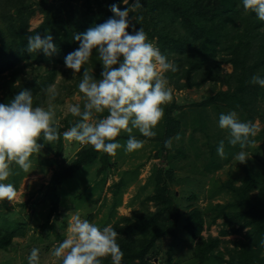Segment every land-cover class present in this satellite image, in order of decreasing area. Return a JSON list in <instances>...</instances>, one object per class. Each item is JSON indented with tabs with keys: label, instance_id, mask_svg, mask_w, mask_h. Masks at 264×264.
Listing matches in <instances>:
<instances>
[{
	"label": "trees",
	"instance_id": "1",
	"mask_svg": "<svg viewBox=\"0 0 264 264\" xmlns=\"http://www.w3.org/2000/svg\"><path fill=\"white\" fill-rule=\"evenodd\" d=\"M53 2L0 0V103L10 102L23 89L33 93L34 107L47 108L48 96L43 90L54 85L59 74L73 75L65 67L64 58L79 47L78 42L73 39L76 32L81 30L84 33L88 30L83 18L92 15L91 27L102 24L113 16L110 11L113 4L124 10L134 0H128L127 5L124 0ZM141 5L143 8L138 12L130 13V16H143V20L136 25V30L142 27L149 41L154 42L178 67L177 72L166 73L169 86L176 91H183L198 88L208 82L226 89L218 90L206 101L191 103L186 111L174 103L164 106V118L155 129L157 135L149 139L148 143L154 150V158H161L165 165L153 168L146 185L140 188L141 192L145 191L147 194L139 203V208L132 210L130 216L119 217L111 224L119 235L117 243L124 253L122 264H150L151 252L152 261L156 260L158 254V249L154 247L157 241L169 239L174 243L183 239L181 235H186L188 241L193 243L192 258L197 264H264V126L253 138L262 140V143L258 146V153H253V157L243 164L242 177L230 175L229 179L220 183L212 178L209 183L207 193L210 199L226 193L230 195L228 201L225 204L208 201L203 209L196 205V193L186 197V201L190 202L188 204L177 201L175 192L170 187L177 183L174 168L178 166L177 160L186 158V149L175 146L174 139L171 148L164 147L167 139L175 137L177 133L182 138L185 130L190 129L188 148L193 150L195 159L205 161L202 166L204 172L214 173L231 159L239 147L229 145L226 130L211 133L213 122H219L221 113L236 111L242 122L253 123L258 119L264 125V88L250 83L254 74L264 78V22L259 21L255 13H245L242 0H141ZM36 6L43 20L35 29L29 30V18L35 14ZM128 31L131 33L132 29L129 28ZM36 33L42 37L52 35L56 53L51 56H45L42 52L28 53L25 50L27 37ZM223 62L231 66V72L222 74L220 66ZM83 67L95 79L101 78L103 69L95 51L89 63ZM82 73L83 69L76 76L66 77L73 81V88L78 92ZM57 90L59 92V87ZM207 109H212L213 117H210ZM106 115L107 112L98 114L96 118ZM78 119L71 113L68 114L62 121L63 126L58 125L60 139L51 144L39 140L38 143L44 145L39 156L33 154L30 157L39 173L51 171L50 178L44 185L46 192L40 200L41 204L49 206L48 212L39 228L47 227L50 218H54L62 207L60 194H63L66 186L79 181L78 187L84 188L82 185H88L90 181L80 184V180L87 178L88 170L94 168L92 180L102 189L107 178L106 171L117 165L115 156L98 153L91 146L81 147L77 142H73V148L79 146L80 149L65 164L62 133ZM196 131L203 134L207 153L196 144L197 140L192 136ZM220 131L226 135L222 137ZM133 135L138 139H145L140 134ZM127 138L128 134L122 132L117 140L124 144ZM221 140L225 145L224 158L217 154ZM251 145L245 151L253 150ZM42 151H45V155H42ZM48 154H53V157H47ZM194 167L190 170H194ZM11 168L13 175L2 182L11 183L17 188L24 171L14 163ZM138 174V167H134L128 172L120 173L118 180L110 185L113 201L107 213L95 223L98 227L103 229L110 225L111 218L116 215V208L121 204L123 190L136 180ZM132 176L133 180L129 181ZM237 181L239 185L235 184ZM88 197L90 196L86 194L83 200L89 199ZM98 198L92 204H97ZM150 202L155 208L153 212L149 210ZM6 205V202L0 201V208H6ZM225 210L228 211L224 212ZM218 218H224V222L231 226L229 231L221 229L217 236L205 238V224ZM87 220L91 221L90 215ZM244 229V241L236 242L229 250L219 249L220 236L240 234ZM26 232L23 222L8 219L0 213V255L9 252L14 246L13 240L24 237ZM171 250L172 247H169L167 258L155 264H172ZM225 254L228 255L227 260L224 259ZM0 264L3 263L0 261ZM102 264H112L110 257L104 258Z\"/></svg>",
	"mask_w": 264,
	"mask_h": 264
},
{
	"label": "clouds",
	"instance_id": "2",
	"mask_svg": "<svg viewBox=\"0 0 264 264\" xmlns=\"http://www.w3.org/2000/svg\"><path fill=\"white\" fill-rule=\"evenodd\" d=\"M242 5L245 13H255L264 22V0H242ZM142 8L141 0H134L124 10L113 4L111 18L74 35L79 47L65 56L64 64L73 76L83 69L78 84L83 104L68 106L71 115L79 119L62 133L65 141L91 146L98 153L114 157L121 148L128 153L142 149L157 135L155 129L164 118V106L173 99L166 73H175L178 67L149 41L142 27L136 30L143 16H130V13ZM25 50L30 54L42 52L45 56L57 51L52 35L42 37L39 33L27 37ZM94 51L103 69L99 80L83 67ZM250 83L264 88V78L259 74H254ZM43 91L48 96L47 108L34 107L33 93L23 89L10 102L0 103V201H12L18 195L13 184L2 183L13 175L11 165L14 163L29 172L30 157L44 146L38 141L42 139L51 144L61 137L53 103L59 92L55 85ZM105 112L106 116L96 118ZM218 126L228 132L229 145H239L235 159L240 164L246 163L245 149L254 143L251 137L257 134L255 125L251 121L242 122L236 111H230L220 114ZM134 130L145 139L133 135ZM122 132L128 134L124 144L117 140ZM173 139L179 141L180 134L167 139L164 147L171 148ZM217 154L225 157L223 140L219 142ZM118 237L112 225L101 229L75 213L70 216L67 237L54 248L51 256L60 264H102L109 257L112 264H122L124 253L117 243ZM27 264H40V249H31Z\"/></svg>",
	"mask_w": 264,
	"mask_h": 264
},
{
	"label": "rangeland",
	"instance_id": "3",
	"mask_svg": "<svg viewBox=\"0 0 264 264\" xmlns=\"http://www.w3.org/2000/svg\"><path fill=\"white\" fill-rule=\"evenodd\" d=\"M49 3H54L53 0H48ZM35 14L29 18V30L35 29L43 20V16L39 11L37 6L35 7ZM92 15H87L83 18V23L88 27H91ZM74 23V22H73ZM77 34L83 33L81 30L76 32ZM154 44V42H152ZM44 70L46 68H43ZM221 72L229 73L231 72V66L227 63H221L220 66ZM44 70L40 72L43 74ZM64 74H59L56 78L54 85L56 88L59 87L58 98L53 101L56 105V122L57 125L63 126L62 121L66 119V116L70 114L68 111V106L70 104H83L81 100L82 93H79L75 88H73V81H70L66 77H72ZM63 85L65 87H63ZM169 86V85H168ZM62 87V88H60ZM172 89L173 99L169 104L174 103L177 107L183 108L185 111L191 103H199L202 101L208 100L210 97L222 89L226 88L219 86L218 84L208 83L201 85L198 88H191L189 90L176 91L173 87L169 86ZM70 91V92H69ZM48 105V99H47ZM208 111V109L206 110ZM212 109L209 110L210 117H213ZM186 113L185 116H187ZM185 118V117H184ZM187 118V117H186ZM239 118V117H238ZM217 121L213 122L212 132L219 131ZM253 124L257 129V134L260 128L264 125L255 119ZM68 129H65L67 131ZM190 129H186L184 135L181 138V141H175V146H183L186 149V158L177 160V168H174L176 175L175 179H178L176 184L172 185L171 191L175 192L177 201L182 204H188L190 202L186 201V197L192 195V193L197 194L196 205L203 209L208 201L212 203L225 204L230 195L219 194L215 198L210 199L208 196V187L210 181L213 179L217 180L219 183L230 178V175H236V178L242 177L244 174L242 170L243 164H240L238 160L235 159V156L240 151V148L235 150L234 154L231 156L228 162L223 163L222 168L212 172H204L202 166L205 161L203 159H195L194 152L192 149H189L187 146V139L189 136ZM222 137L226 135L223 131H220ZM134 134H139L138 131L134 130ZM228 135V134H227ZM197 140V145L200 146L201 150L207 153V146L205 144V138L203 134L199 131H196L192 135ZM221 137V138H222ZM254 137H251L253 140ZM251 147L253 150L247 151L248 159L253 157L258 153V146L261 145L262 140H253ZM215 142V140H213ZM83 147L84 145H80ZM64 152L66 153V162L72 159L76 152L80 149L78 147L73 148V142L65 141L63 139ZM120 156H115V167L109 168L107 173V178L102 189L95 185L92 180L93 169L88 170V179L84 177L81 179L82 182H88L83 184L82 187H78V182H74L72 185H68L63 189V194H60V199L63 202L62 207L56 212L54 218H50V224L45 228H39V226L44 223L46 215L48 212V205L41 204V197L45 194L46 189L44 185L47 184L51 171H48L46 174L39 173L38 169L32 165V168L29 172H24V176L17 184V197L12 201L5 200L7 203L6 208H0V213L8 219H15L19 222H23L27 229L26 235L22 238H15L13 240L14 246L7 253H1L0 261L3 264H27V258L30 254L32 248L40 249V264H60V261L56 260L51 256V252L54 250L59 243L68 235V226L70 221V216L75 213H79L83 219L91 216V223H97L102 216L107 213L108 207H110L113 199L111 198V187L110 185L118 180L120 173L128 172L134 167H138L139 174L126 189L122 192L121 204L116 208V215L111 218L110 225L115 222L119 217H128L132 214V210L139 208V203L143 198H145L147 192H141L140 188L147 183V179L150 177L152 169L160 166H164L165 162L162 159H155L153 154L154 150L151 148V144L147 143L140 150H137L132 153L124 151L123 148L117 150ZM42 155H45V151L41 152ZM40 153V154H41ZM34 156H39V154H34ZM41 156V155H40ZM47 157H53V154H48ZM117 158V159H116ZM69 160V162H70ZM223 161V159H222ZM136 165V166H135ZM140 165V166H139ZM195 166V167H194ZM194 167V170H190ZM93 175V174H92ZM235 178V179H236ZM91 179V180H90ZM133 180V176L129 177V181ZM4 183V182H2ZM8 183V182H5ZM239 185L237 181L235 183ZM77 188V189H76ZM73 189V190H72ZM75 189V190H74ZM85 189V190H84ZM61 189L58 190L60 192ZM89 191V194L87 193ZM79 193V194H78ZM89 199L83 200L85 196ZM100 194V198L98 195ZM99 199L97 204H92L94 199ZM153 203H149L150 212L155 210ZM87 210V211H86ZM228 210H225L226 212ZM88 215V216H87ZM231 226L224 222V218H218L214 222L206 223L203 229V236L207 238L208 236L215 237L218 235L221 229L229 231ZM236 227V226H235ZM246 229L242 230L240 234L228 233L225 236H220L221 243L219 244V249H232L236 242L244 241V235ZM183 238L181 241L171 243L169 239H164L157 241L154 247L157 250L156 260H153V254H150V264H155L159 260H165L167 258V250L169 247H172L171 250V260L172 264H197L192 258L193 243L188 241L186 235H181ZM154 248V249H155ZM224 259H228V255H224Z\"/></svg>",
	"mask_w": 264,
	"mask_h": 264
}]
</instances>
